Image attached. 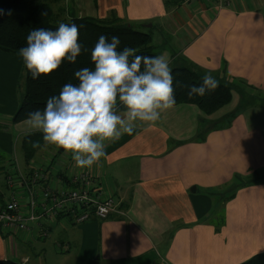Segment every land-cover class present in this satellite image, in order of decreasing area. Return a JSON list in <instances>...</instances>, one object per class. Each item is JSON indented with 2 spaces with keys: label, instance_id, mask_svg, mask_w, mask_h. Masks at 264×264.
Segmentation results:
<instances>
[{
  "label": "crops",
  "instance_id": "0c3cea01",
  "mask_svg": "<svg viewBox=\"0 0 264 264\" xmlns=\"http://www.w3.org/2000/svg\"><path fill=\"white\" fill-rule=\"evenodd\" d=\"M223 1L49 0L59 23L74 15L151 24L171 68L180 57L235 83L231 101L212 114L176 104L153 127L106 145L91 171L125 214L50 226L60 264H242L264 253V0ZM25 83L18 51L0 49V141L18 132L25 156L8 174L26 173L32 159L23 140L35 132L13 121ZM47 149L43 141L33 158ZM35 236L2 232L0 260L41 264L31 244L48 236Z\"/></svg>",
  "mask_w": 264,
  "mask_h": 264
},
{
  "label": "clouds",
  "instance_id": "9594fccd",
  "mask_svg": "<svg viewBox=\"0 0 264 264\" xmlns=\"http://www.w3.org/2000/svg\"><path fill=\"white\" fill-rule=\"evenodd\" d=\"M26 41L18 55L33 79L51 74L65 61L75 63L83 49L75 23L34 28ZM120 45L118 36L109 40L101 35L91 49L94 67L75 71L78 83L63 85L42 111L30 112L25 120L30 132L42 134L45 146L70 153L79 168L93 167L106 156L109 142L132 135L140 125L153 127L176 105L169 59L163 54L137 55L136 49L121 50ZM218 86L208 69L199 85L188 86L187 95L203 97Z\"/></svg>",
  "mask_w": 264,
  "mask_h": 264
},
{
  "label": "trees",
  "instance_id": "16d2710c",
  "mask_svg": "<svg viewBox=\"0 0 264 264\" xmlns=\"http://www.w3.org/2000/svg\"><path fill=\"white\" fill-rule=\"evenodd\" d=\"M182 0H165L169 8H177ZM0 9L4 14L0 15V49L8 52L19 51L26 46V37L34 28L58 27L59 22L55 19V12L48 2L28 4L27 0H0ZM64 23H75L79 28V42L83 46L81 54L75 63L65 61L61 66L53 70L49 75H42L39 79H33L24 66L26 73L25 93L20 107L13 116V121L26 120L30 112L43 110L46 101L50 96L58 95L63 85L67 83H78L74 73L82 68H93L91 61V49L94 47L101 35L111 39L118 36L121 40L120 49L128 46L136 49L137 55L156 56V47L153 43L154 35L151 30H142L140 26L146 24L126 23L120 19L97 20L90 17H78L72 15L71 19ZM148 28V27H146ZM174 52V56H176ZM182 62V64L180 63ZM174 77V89L176 104L191 103L198 105L204 113L212 114L227 105L233 96V83L226 79L219 80V86L205 96L189 98L187 95L188 86L199 85L202 82L204 73L198 67L186 59L177 57L172 67ZM251 102V101H250ZM43 143L42 134L35 132L26 136L23 146L28 157L33 158L37 148ZM39 145L34 147V145ZM0 202H3L0 199ZM0 264H21L20 261L5 258ZM242 264H264V253L258 254Z\"/></svg>",
  "mask_w": 264,
  "mask_h": 264
},
{
  "label": "built area",
  "instance_id": "2783aa9c",
  "mask_svg": "<svg viewBox=\"0 0 264 264\" xmlns=\"http://www.w3.org/2000/svg\"><path fill=\"white\" fill-rule=\"evenodd\" d=\"M191 0H182L188 3ZM211 2L212 0H198ZM219 3H224L219 0ZM62 155L72 161L71 155ZM58 155L32 158L30 169L8 175L11 190L7 200L0 202V234L23 232L34 240L35 230L39 237H47L50 226L62 220L70 224H82L95 219H107L112 214L124 215L115 197L108 194L103 178L95 176L91 168L69 164ZM61 166L60 169H52ZM34 223L36 227L32 226ZM27 264L29 257L20 261Z\"/></svg>",
  "mask_w": 264,
  "mask_h": 264
},
{
  "label": "rangeland",
  "instance_id": "374dc122",
  "mask_svg": "<svg viewBox=\"0 0 264 264\" xmlns=\"http://www.w3.org/2000/svg\"><path fill=\"white\" fill-rule=\"evenodd\" d=\"M64 1V0H63ZM39 2H49V0H27L28 4H36ZM68 4V3H67ZM68 7V6H66ZM67 12H71V8L69 7L67 9ZM152 27L150 28H146L144 26H140V29L142 30H150ZM152 34L154 35V38L158 39L157 37V32H156V28L151 30ZM167 36V35H166ZM167 40L170 41V38H168L167 36ZM156 44V43H155ZM160 46L156 47V51L159 52L161 51ZM182 64V62H180ZM219 80H222L221 78H219ZM232 83H234L232 81ZM235 84V83H234ZM1 129V126H0ZM18 132H15V136L17 137ZM11 137L10 135H4L2 140L0 141V191L4 192V193H9V186L7 183L8 180V173L10 170L16 169L17 166H21L23 165V158L24 156V152L21 151V141L23 139H19L17 142H15L16 138ZM53 151V149H50ZM49 149H47L46 151L43 150L41 151L39 154H37L36 158L39 159L41 157H44L45 155H48V157H52V154H46L47 151H50ZM55 153H57L58 155V162L61 164V166L63 165L62 163V159L64 161H66L69 164V169H73L76 165H75V161H68L67 158H65L64 155H62V150L60 151H56ZM68 154V153H67ZM69 155V154H68ZM32 163V162H31ZM56 163L53 164L52 169H60L59 166H56V168L54 167ZM8 174V175H7ZM38 231V230H36ZM47 240L46 243H44ZM44 240H37V242H35L34 244H31V254L33 256V258H37L39 261L38 263H45L46 264H60L61 261L59 262V259L57 258L58 255V249L56 247V242L54 240L53 234L49 235L48 234V238H46ZM45 259V260H44ZM96 263V262H93ZM65 264V263H64Z\"/></svg>",
  "mask_w": 264,
  "mask_h": 264
},
{
  "label": "water",
  "instance_id": "95a60500",
  "mask_svg": "<svg viewBox=\"0 0 264 264\" xmlns=\"http://www.w3.org/2000/svg\"><path fill=\"white\" fill-rule=\"evenodd\" d=\"M148 27H151V24H148Z\"/></svg>",
  "mask_w": 264,
  "mask_h": 264
}]
</instances>
